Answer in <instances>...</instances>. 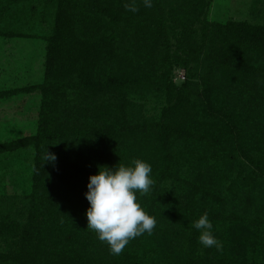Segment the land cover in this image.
Listing matches in <instances>:
<instances>
[{
	"label": "trees",
	"instance_id": "16d2710c",
	"mask_svg": "<svg viewBox=\"0 0 264 264\" xmlns=\"http://www.w3.org/2000/svg\"><path fill=\"white\" fill-rule=\"evenodd\" d=\"M124 5L110 0H58L54 28L46 44V85L43 83L41 89L44 93L45 88V95L67 87L75 93L84 90L92 102L87 100V103L93 104L90 111L96 115L86 113L77 116L75 122L72 120L76 117L66 116L68 122L65 124L62 115L73 107V97L64 98L62 96L65 93L57 94V98L52 100L56 103L50 105V109L47 108L48 100L44 99V119L39 123L37 134L29 138L36 144V151L33 187L25 220L15 217L5 222L0 220L1 228L14 234L10 238V242L15 244L11 255L17 264H99L102 255L90 251L96 237L93 230L84 233L83 243L78 249L73 248L75 239L68 232V227L74 224L78 215H74L75 212L71 211L68 204L74 197L78 201L85 198L88 180L81 175L83 167L77 164L67 168L62 167L58 161L56 164L43 163L45 145L48 151L57 153L56 140L65 139L66 144L62 142L65 148L67 144L74 147L75 151L73 149L69 154L72 160H95L99 165L111 167L113 160H117L116 145L125 139L111 130V126H121L123 123L124 126L142 128L143 144L135 149L137 158L153 160L161 156L157 162L159 170L153 178V190L145 197L146 211L157 220L153 233L169 243V248L179 246L183 253L181 261L166 255L168 260L163 261L165 264H196L199 256L194 242L199 232L192 224L204 212H208L214 224L213 230L218 229L215 224L227 221V224H223V231L229 233L230 237L234 235L232 225L237 223L238 217L223 214L222 207L226 203L227 194L219 188L233 176V171L238 180L230 183L237 189L238 185L259 191L263 187L264 158L236 143L240 122L232 116L236 118L238 114L240 119L250 118L253 108L264 104V84L260 83L264 81V67L252 71L251 55L248 56L250 51L245 49L247 47L245 50H227L217 64L221 66L219 73L225 72V75L235 78L232 80L233 85H223L211 76L196 79L198 77L193 74H189L182 83L174 84L167 78L170 63H179L178 58L191 53L180 49L173 54L167 50L161 66L152 69L144 68L147 67L145 65H151L148 64L151 55L145 41L138 36H134L136 41L128 49L118 50L116 31L124 23L125 29L130 28L134 20L133 16L127 15ZM87 6L92 9L89 14H84L83 9ZM106 16L111 20L107 24L110 31L92 36L100 18ZM235 26L230 25L228 29ZM241 29L247 32V29ZM256 31L259 32L256 36L251 37L250 33L241 36L260 45L264 52V26H257ZM130 33L129 30L120 40ZM100 70L103 73L98 74ZM213 71L210 69L205 74ZM57 79L58 83H55ZM161 83L165 104L160 106L157 116L142 119L137 111L144 104L137 102L132 95L141 93L142 88L147 92L152 87L160 88L158 85ZM56 108H60V113L57 118H53L50 110ZM189 111H194L193 118L188 115ZM208 115L213 117L212 121L208 120ZM47 118H52L58 128L49 131ZM70 123L77 125L78 130L87 128L85 132L89 134L90 141L88 154L77 150L79 147L85 150L87 144L66 142ZM62 126L66 131H59ZM148 141L150 146L147 145ZM239 160H245L251 166L249 177L244 175L245 166ZM242 173L243 176H240ZM230 191L235 195L232 188ZM262 191L263 194L257 198L259 201H264V189ZM239 228L247 231L246 225L238 226V231ZM218 236L219 240L225 241L219 232ZM206 250L219 251L216 247ZM142 252L141 264L158 263V257H153L146 250ZM223 253L228 257L231 255L230 251L225 250ZM120 257L128 258L127 255ZM120 264L134 263L129 260ZM205 264L226 263L209 258Z\"/></svg>",
	"mask_w": 264,
	"mask_h": 264
},
{
	"label": "rangeland",
	"instance_id": "374dc122",
	"mask_svg": "<svg viewBox=\"0 0 264 264\" xmlns=\"http://www.w3.org/2000/svg\"><path fill=\"white\" fill-rule=\"evenodd\" d=\"M111 1L115 4L123 3V5L128 2V0ZM137 2L139 7L137 12H131L125 8L127 15L134 17L131 27L125 29L126 24L124 23L115 33L119 44L118 50L128 49L130 44L136 41L134 36H138L140 40L145 41L151 55H149L148 62L151 65H145L147 67L144 68L151 67L152 69H155L157 65L161 66L162 58L167 50L173 54L180 49L190 52L191 55H183L180 59L178 58L179 63L177 61L170 63L167 78L172 80L174 84L182 83L189 74H193L192 76L198 77L196 79L211 76L223 85H233L234 81L232 80L235 78L225 75V72L219 73L221 66L217 64L220 56L226 54L227 50L238 51L247 47L245 49L250 51V53L247 52L249 53L248 56L251 55L252 71L257 70V67L258 69L264 67V52L260 45H255V42L241 36L245 33H250L251 37L256 36L259 33L256 31V27L264 26V0H153L151 8L144 7L141 0H137ZM57 8L58 0H0V220L2 219L4 222L11 217L24 221L26 217V209L33 187L36 151V144L29 138L37 134L39 123L44 119V113H42L44 99L48 100L47 108L50 109V105L56 103L52 100L57 98V94L65 93V96H62L64 98L73 97L74 105L65 111L62 120H65L66 116L68 118L76 117L72 120L75 122L78 119L77 116L86 113L96 115L90 111L93 104L87 103V100L90 102L91 100L86 97L84 90L75 93L72 88L67 87L59 91L53 90L55 91L53 93L47 92L45 95V88L44 93L41 89L43 83L46 85L44 63L47 37L53 31L54 15ZM91 9L87 6L86 9H83L84 14H89ZM109 19L107 16L103 19L100 18V23L96 26L92 36L108 33L110 30L107 24L111 21ZM234 24H236L235 27L228 29V26ZM79 27L77 28L79 29ZM241 28L247 29V32L242 31ZM129 30L131 31L130 35L127 34L120 40L126 32L129 33ZM163 67L161 68L163 69ZM210 69L214 71L205 74ZM101 73L103 72L100 70L98 74ZM55 83H58V79ZM158 86L160 88L152 87L148 92L142 88L141 93L132 95L137 102L144 104L141 110L137 111L140 112L139 115L142 119L157 116L160 106L165 104L163 84ZM59 110L60 108L50 110L53 113V118L58 117ZM50 111L48 112L50 113ZM188 115L193 118L194 111H189ZM204 115L203 113L202 118ZM238 116V114L236 118L232 116L233 119L240 122L236 143L263 159L264 104L261 103V105L254 107L250 118L243 119L241 117L242 119H240ZM207 118L210 121L213 119L209 115ZM67 122L64 121L65 124ZM46 126L49 131L58 128L57 123L52 118H47ZM68 127L67 134L69 136L66 142L75 141L76 145L87 144L85 150L80 149V147L77 150L83 154H88L90 141L89 134L85 132L87 128L78 130L77 125L72 123ZM111 130L125 138L118 141L116 145L115 156L117 160H113V166L130 164L133 159H137L135 149L143 144L142 128L124 126L122 123L121 126L112 125ZM59 131H66V129L62 126ZM128 139L130 140L128 141ZM55 142L57 143L56 147L54 145L57 149V159L54 164L58 161L62 167L67 168L72 164H77V166L83 167L84 172L81 175L87 180L89 174L97 172L100 165L95 160H72L69 154L74 147L67 144L65 148L62 145V142L65 143V139ZM147 145H151L149 141ZM160 157L145 160L152 166V178L159 170L157 162L160 161ZM239 161L245 166L244 175L249 177L251 166L245 160ZM233 172L231 173L233 176L228 178L219 188L225 195L227 194L226 203L222 207L223 214L238 217L237 223L232 225L236 231L233 230L234 235L230 237L228 236L229 233L223 231V224H227V221H224L223 224H215L218 229L213 230L214 234L219 239V232L220 237L224 238L225 241L220 239L222 248L219 251H213L214 254L208 252L207 247L199 242L198 233L194 242L196 254L199 256L196 264H205L209 258L220 260L222 263L225 261L226 264H264V201L257 199L263 194L264 182L260 191L251 187L243 188L240 185L237 186V189L230 183L238 180ZM240 176H243V173ZM228 187L232 188L235 195L231 193ZM145 197L146 194L139 195L138 199L143 208L147 210ZM76 198L74 197L68 204L71 206V211L75 212L74 215H78L74 224L68 227V232L72 233L73 239H75L73 248L78 249L83 243L84 233L91 229L87 228V216L85 214L89 202L86 197L79 201ZM258 204L262 205L258 206ZM245 225L247 231H243L241 228L238 231V226L244 227ZM153 231L151 234L145 232L143 235L130 240L123 252L117 257L112 256L107 242L99 240L95 233L94 236L96 237L93 239L90 251L96 253L95 255L102 254L99 264H120L129 260L134 264H141L143 250L150 252L153 257H158L157 264H165L163 261L168 260L166 259L167 256L181 261L183 253L179 246L169 248V243L161 240ZM12 235H14L13 232L10 233L0 226V264H17L11 255V251L15 247V244L10 242ZM60 237L62 239L63 235ZM225 250L226 252L230 251L229 257L223 253ZM120 255H127L128 258L125 259Z\"/></svg>",
	"mask_w": 264,
	"mask_h": 264
},
{
	"label": "clouds",
	"instance_id": "9594fccd",
	"mask_svg": "<svg viewBox=\"0 0 264 264\" xmlns=\"http://www.w3.org/2000/svg\"><path fill=\"white\" fill-rule=\"evenodd\" d=\"M144 7L151 8L153 0H141ZM125 8L139 10L137 0H128ZM264 84V81H260ZM56 154L47 150L44 162L54 163ZM152 166L143 159H133L130 164L100 165L94 174H89L84 195L89 202L86 209L87 228L95 231L97 238L107 242L114 255L123 252L129 241L151 234L157 225L155 216L149 214L139 202L138 196L151 191L155 181ZM199 232V242L207 248H222V242L213 231L208 212L202 213L192 224Z\"/></svg>",
	"mask_w": 264,
	"mask_h": 264
}]
</instances>
